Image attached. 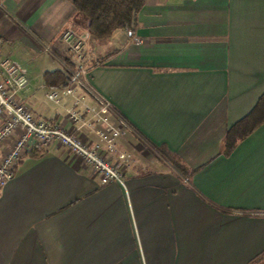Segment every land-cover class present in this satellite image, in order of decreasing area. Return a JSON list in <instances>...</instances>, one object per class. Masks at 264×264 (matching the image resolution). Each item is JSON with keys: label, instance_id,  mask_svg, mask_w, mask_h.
Listing matches in <instances>:
<instances>
[{"label": "crops", "instance_id": "1", "mask_svg": "<svg viewBox=\"0 0 264 264\" xmlns=\"http://www.w3.org/2000/svg\"><path fill=\"white\" fill-rule=\"evenodd\" d=\"M65 30L82 43L92 92L44 84L64 74L59 57L74 61ZM0 81L35 119L85 141L70 112L108 102L186 173L129 130L117 140L136 149L121 182L101 184L56 143L35 147L0 188V264H246L264 252V119L221 153L264 93V0H145L101 38L69 0H0Z\"/></svg>", "mask_w": 264, "mask_h": 264}, {"label": "built area", "instance_id": "2", "mask_svg": "<svg viewBox=\"0 0 264 264\" xmlns=\"http://www.w3.org/2000/svg\"><path fill=\"white\" fill-rule=\"evenodd\" d=\"M60 41L74 57V61L70 64L59 57L65 78L63 85H58L56 88L69 94L68 84L71 81L85 91L92 92L82 63L81 41L75 38L70 30L62 32ZM39 45L55 56L44 42L39 41ZM53 95L54 93L51 92L48 96ZM89 111L90 114L87 117H82L75 111L70 112V116L79 122L76 129L86 125L92 133L91 140L85 141L76 133L66 131L58 124L35 119L22 102L15 100L12 94L7 92L0 81V146L5 140L12 138L9 146L0 156V188L12 177L18 161L27 152L35 147H45L50 143H56L80 158L85 167L96 173L101 184L121 182L123 180L122 166L131 163L136 150L134 146L125 150L117 149V140L122 138L124 130H129L151 156L163 163H170L155 145L133 129L108 102L102 101L96 110ZM108 117H113L118 123L113 125ZM112 154H115V157H111ZM177 170L174 169L176 172Z\"/></svg>", "mask_w": 264, "mask_h": 264}, {"label": "trees", "instance_id": "3", "mask_svg": "<svg viewBox=\"0 0 264 264\" xmlns=\"http://www.w3.org/2000/svg\"><path fill=\"white\" fill-rule=\"evenodd\" d=\"M73 9L80 13L85 21V28L92 37L101 38L110 35L114 30L129 27L134 15L145 0H69ZM65 60V59H63ZM97 60L95 65L101 64ZM65 78L59 71L45 72L43 74L44 84L48 87H55ZM264 119V93L259 97L254 109L244 118L233 124L225 133L222 154H228L238 139L246 136L258 123ZM160 151L167 160L180 172L184 168L164 148ZM36 155L41 151L36 150ZM35 153L33 152V155ZM186 174V173H185ZM264 252L246 264H259L263 261Z\"/></svg>", "mask_w": 264, "mask_h": 264}, {"label": "rangeland", "instance_id": "4", "mask_svg": "<svg viewBox=\"0 0 264 264\" xmlns=\"http://www.w3.org/2000/svg\"><path fill=\"white\" fill-rule=\"evenodd\" d=\"M263 258H264V256H263Z\"/></svg>", "mask_w": 264, "mask_h": 264}]
</instances>
